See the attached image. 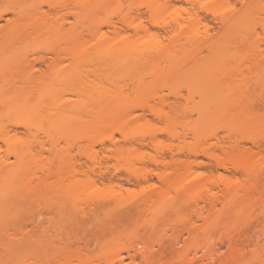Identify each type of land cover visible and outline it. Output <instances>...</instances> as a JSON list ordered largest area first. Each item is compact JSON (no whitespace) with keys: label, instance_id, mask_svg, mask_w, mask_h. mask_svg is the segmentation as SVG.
I'll use <instances>...</instances> for the list:
<instances>
[{"label":"rangeland","instance_id":"obj_1","mask_svg":"<svg viewBox=\"0 0 264 264\" xmlns=\"http://www.w3.org/2000/svg\"><path fill=\"white\" fill-rule=\"evenodd\" d=\"M32 1L44 2L48 0H32ZM142 1L143 2L147 1V3L144 2L145 4H149V2H151L152 4L155 3L159 5L157 9L155 8L153 13H155V16L157 15L156 17L159 18L161 22L164 21V22H168L166 23V25L167 24L168 25L170 24V26L173 25L171 26L172 29L168 25L167 28L168 29L170 28L169 29L171 32V33L169 32L170 35L172 34V32L174 33V31H176L177 34H180V38L178 39L180 42H177L178 44H172L171 40L170 43L167 38L164 39L162 35H166V33L164 32L163 29L160 28L151 29L152 32L154 30V33L159 32V35L162 36L160 37V40H158L157 38L156 39L154 38V40H152L151 36L144 35L145 34L144 32H141V35L143 33L144 37L142 36L138 37V35L136 37L135 36L136 33L134 29L126 28L125 22L123 20L125 19V17L123 18V15L125 16L126 12L132 14L131 15L132 18L130 17L129 19H132L131 21L134 22H139L140 19L138 18H140V16L143 17L146 21H148V19L150 18L152 11L149 10L150 9L149 5L148 6L144 5L145 7L144 6L138 8L136 7ZM226 1L229 2V4ZM240 1L239 0H191L190 2L187 0L186 1L171 0L170 2V0H97L98 5L96 10L92 9L90 11L89 23L91 22L93 24L92 18L93 19L96 18L94 15L95 13L97 19L100 20L99 22L103 23V25H101L100 28L101 32L99 30L98 32L99 35L96 34V37L90 35H88L89 37L87 36L88 41L89 40L90 41L88 43L89 45H87V47L85 48L86 57L83 58V60L85 59L84 62L81 61L82 55L81 54H80L81 56L77 55V53L75 55L67 57L63 61V65H64L63 75L73 71V68L75 69L76 67L78 66L80 67L82 65V67L86 69L85 72H89L87 75L91 80H96L98 78V80H96L98 82L109 81L108 83L111 84L110 81L112 82L118 81V79L114 80L115 79L114 75L116 76L118 73L119 75L117 76L119 78L122 75L127 78L129 77L130 74L135 73V80H139V81L143 80L145 81L144 82L145 85H148L150 83L149 81L152 82L154 78L152 77L153 76V72H152L153 66H151L152 64H154L155 62L156 63L154 66H156L157 64L159 65L161 64V66H158L161 68L163 66L168 67L169 64L176 65V70L177 68H179V70L178 71L175 70L174 74L171 73L172 75L170 76H167L168 73H165L163 75H156L157 77L155 78V80H157L156 83H158V87L162 86L160 84H163V86L165 84L166 86L168 82H170V85L168 84L164 88L159 87L158 91L161 98L165 97L166 98L165 100L172 102L169 104L178 102V104L180 105V106L178 105L179 107L178 112L180 113V115H178V117L176 118V126L174 128H177L176 130L180 132L179 135L181 134L183 135L178 137L179 139L177 138L173 139V137H170L169 134H164L163 132L162 134L160 133L161 135L159 134L158 136L159 139L162 141L160 147H168V148L172 147L174 149L173 152L174 154H172L170 151L169 152L166 151L164 152V154L163 152L160 153L161 154L160 155L159 152L156 151L155 146H153L152 141L154 138L149 133L155 129H161V128L166 129L168 131V129L172 124L169 123V121H167L166 119L164 120L161 119V121L158 120L159 118H157L154 114H152L149 109H146V113L149 111L147 114L145 113V110H143L144 111L143 112L142 109L140 110L137 109L135 113L145 114L146 120H141L139 122L140 125L132 124L131 127H129L126 131L127 133L137 134V135L139 132L140 135L138 136L135 135L136 138L139 140L133 142H127L126 140H124V137H122L123 136L121 135L122 133L121 134H119V132L115 133L116 138L119 139L118 140L119 142H117L116 144L117 146H119L118 148L122 147L123 149V155H122L123 158L120 157L121 158V160L119 161L120 163H117L118 161L113 159L110 160L107 159L106 156L113 155L111 154V152L107 151V149L116 148L115 146L116 144L114 145L113 142H111V140L109 141L107 137H105V141H106L105 144L104 145L101 143L95 144L94 146L95 151L93 152L89 151V155L76 157L77 160L79 161L81 160L80 162L83 163V169L81 170L87 171L88 175L90 174L89 175L90 178L93 177L94 180L93 182L96 183L94 184L92 182L93 185L91 184L92 185L91 189H89V191L87 190L85 193H83L84 191L82 192V190L78 189L79 191H81V194L79 191H76L77 193L76 192L75 193L78 195H75L74 192H71V190H69L71 186H73V185L70 186L71 184L70 180L63 178L64 180L62 182V179H58L55 176L54 178L57 179V182L55 181L56 179L55 180L51 179V182L54 181L56 182L57 185L56 187L55 183L52 184L55 187L54 189L52 188L53 187L52 185H50L51 187L49 186V188H52L50 190V189H43L44 186H40V185L39 186L42 188L37 187L38 186L37 184L36 187L37 189L39 188L37 192L41 190L38 194L42 195L43 198L41 197V199H38L34 203H29L28 200H25L21 202L20 206L18 205L16 207H13L14 206L13 204H15L16 202L11 204V202L13 201L9 199L12 196L20 195L22 197L24 196L27 198L26 195H28L30 191L29 183H27L28 185L26 184L28 180L25 181V183L23 184L24 180L19 181L21 180L19 179V174L13 173V171L15 172V169L18 168L20 165V161L15 155V152H24L27 156L32 158L30 154V151L32 150L33 155L35 157L34 160L37 162L38 161L37 157L40 160L42 156L38 155L37 150H39V146H36V141L33 137V134H37L39 135V138L41 140L47 141L46 143L47 147L53 146L52 142L59 144L61 147L69 146L71 141H69L70 139H66L65 137L68 134H70L69 131L72 132L73 129L77 130V127L75 126V121L71 117L75 113L78 114L80 112L79 110L77 112L76 109L75 111H73V108L76 107L73 105L75 104V102L76 105H78L82 96L73 95V94H66L65 96H59L52 94L53 92L59 90L60 87L59 85L63 81V78L60 79L56 76H55L56 78L54 77L52 79L50 78L47 79V81H49V84L42 86V90L41 88L39 90L37 89L39 94L34 92L33 97L32 96H31L32 98L28 97L27 98L28 100L17 99V101H15L16 99L0 96V220L1 221L4 220V222L5 221L8 222V220L10 219L11 221L10 220L9 221L10 223L11 222L12 223L11 224L6 223V224H10V226L13 227V228H9L8 226L6 227L7 228L6 229L4 227L5 223L0 224L1 227H4L0 229L3 231V232L0 231L2 232L0 235L4 234V237L3 236L0 237L4 238V243H5V245L2 246V244H4L2 242L3 240H1L0 242V244L2 243L0 245L1 246L0 264H16V263L18 264H78V262H80L81 260L82 262L80 264H106L103 261L105 257L112 258L113 264H147L143 260V255L146 253H151L156 258L158 257V259L162 256L160 258L162 260L160 261L165 262V263L163 262L162 264H167V263L221 264L223 258L226 255H228L231 245L226 241L224 242L225 244L223 243L220 245L218 243L219 240L218 237L219 234H221V232L223 234L224 227L222 226L228 224L231 226V230L229 231L231 236L233 235L236 238L241 237V239L245 237L247 240L250 241H252L251 239L256 241L262 239L261 241H263L264 200L260 199L262 198V196L259 199H257L259 197V195H257L258 197L257 198L255 197V199H253L254 201L247 202L245 204L247 205V207H244L245 208L244 211L243 212L241 211L239 215H237L238 213L236 211L235 213L234 210L233 212H230L232 208L234 209V206L231 208L230 211H227L230 213L229 214L225 211L227 206L224 204H226L227 195L225 194L224 188L222 187V189L220 190L214 185L212 187V185H210L211 183L208 185L212 190L214 189L213 191L215 193L216 192L220 193L219 194L221 196L220 202L215 201L216 199L214 198V196L204 191L203 188L204 182L202 179V174H207V175L209 174L212 177H218V173H219L223 175V178L230 177L231 179L232 178L234 179L237 177L241 181H244L246 179L245 178L246 176H244L242 172L237 173V171L234 170V168L233 169L228 168L229 170L223 168L220 169L217 168L215 161L210 157L208 158V156L206 157V155L203 153H199L197 155L190 154L188 149L187 150L185 149L186 151H188V153L187 152L185 154L178 153V148L184 145H186L187 147L189 145L190 146L192 145L197 148L202 144L203 145L205 144V146L208 147L209 143L212 144L213 142H215L217 145L219 141L223 140L222 137L226 138L224 137L225 133L227 134V132L230 129L234 130L235 132L237 129H239V126L242 124L241 120L240 119L238 120V118L237 119L234 118L235 121L234 120L226 121V119L229 120L228 119L229 117L225 119V117L220 115L223 117L222 120L220 119L222 117H220L219 114L216 113L217 115H213L212 114L213 112L210 113L209 109H206L207 108L206 106H208L209 108L208 101L210 100L209 96L211 93L210 91L208 92V94L206 93V90L209 89L207 87H210V85L207 86L208 83L211 84L213 81H216L223 75L224 76L226 75L227 78H229L230 80L227 78H225V80L227 79L230 82H232L230 85H232L234 88L236 86L235 89H240L241 85L243 84L245 85V82L247 83L245 86L249 85V83H255L256 86L258 87V88L255 87L254 86L255 84H253V86L255 87L254 91L256 89V92L257 91L259 92L261 90L259 87H261L262 85L264 86V40H263L264 25H262L263 27L260 26L261 25L260 23L264 24V13L263 12L260 14L257 13L258 20L256 21L257 22L261 21V22L259 23L256 32L252 30L251 27H250L251 30H249L248 29L249 24H254V22L251 23L248 19H242L241 21H237L236 19L235 21V17L236 15H238L234 11L236 9L235 7H237L240 10L244 9V5L242 6L241 4L243 0L241 2ZM261 1L263 2L264 0ZM129 2L133 4V7L131 9L129 6H126L127 3ZM120 3H123V5L125 6L121 7ZM205 6L207 8H205ZM42 7L44 9H48L47 5H43ZM203 7L208 11L211 10L212 13L207 12V10H205ZM3 8H4L3 5H0V10H3ZM214 13H217L219 16L216 15L215 17ZM197 15L198 18L201 16L200 17L201 21L197 18ZM225 16L230 18L231 23L237 24L234 26L236 27V29L232 30V32L234 34H239L240 37L238 36L239 38L238 41H240V43L237 44L238 41L236 42L235 40L233 41L231 39L232 41H229V43L231 42L229 46H224L226 42L224 43L223 46H221L222 44L220 43L221 45H219V42H217L216 34H218L219 32L221 28L220 24H222L220 22H222V18ZM15 17H17V15L13 12L9 11L5 13L4 19L0 20V26L2 27V30H6L9 21ZM110 17L113 18L112 19L113 22L118 27L121 33L123 34L126 33L127 35H129V37L130 35L132 36L128 39L126 38L127 40L123 37L124 42L120 38L116 41L117 44L114 47L124 51L123 52L124 54L121 55L120 58L115 57V55L108 54L111 44H107L109 43L108 40L106 41V39L105 40L102 39L104 38L103 37L104 34L108 36H114V34L111 33L112 32L111 30L112 29L114 30V28L104 24V22H106L107 19L111 20ZM121 19L123 20V22ZM74 20H75L74 17L71 16L70 21L73 22ZM204 22L208 23L210 26L209 27L207 25L209 27L208 29L209 33H207L206 31L205 25L203 26ZM92 24L89 25L91 26ZM255 24L257 26L256 22ZM67 26H69V23L67 24ZM255 33L262 35V38H259L261 39L260 41L259 39H257L258 41L257 40L255 41L257 45L253 44L254 43L253 39L254 40L256 39V35H254ZM100 34H101V39L99 38ZM188 34L194 35L195 37L197 36L196 37L197 39H202L203 36L205 37L206 34L207 35L209 34L215 38H211L210 36V38L208 39L209 41L207 43L217 42L218 45L213 44L210 46L209 44L207 45V47L205 45H203V47H201L202 45L197 47L195 45L194 46L187 45L185 35ZM241 34L245 36L241 38L242 37ZM245 37L247 38L246 41L247 44H245L246 43ZM97 38H99V40ZM204 39L203 41H206ZM94 40L98 41V43L96 45L94 44L93 46L91 42H93ZM242 41H244L245 43L243 44ZM170 44L172 45L170 46ZM226 44L228 45V43ZM17 45L19 49L23 50L22 54L23 53L25 54L26 52L27 54L32 53L33 55L31 54H30L31 56L28 55L31 57V59L32 57H39L43 55L46 56L47 58H51L50 60H52V58L55 57V55L53 51L51 50L48 51V49H56L57 46L58 47L60 46L58 45V42H56V40L47 39L46 36L35 37L30 40L28 39L27 41L25 40ZM65 46H67V44H63V47ZM194 47H196V49L203 48L202 49L203 52L201 53V55L197 57L186 59L185 58L186 51H189V49L192 50V48ZM220 49L221 51L223 50L225 51H223V53H220L219 51V55L216 54L217 50ZM93 50H97V51L93 52ZM142 50L152 51V52L155 51L162 52L163 58L161 59L155 58L153 60L156 61L150 60L151 63L147 61L146 63H143L144 66L143 65L140 66L138 65L141 64L138 55L141 53L140 51ZM167 51L171 53H175L176 58L171 57L172 58L171 59L167 57L166 56V54L168 53ZM183 51H185V54H183L184 53ZM183 57L185 59H183ZM173 60L178 61V63L175 64L176 62ZM49 62L50 61L47 60L46 62H43L41 64L38 63L37 67L42 70H46L47 64H49ZM77 62L79 63V65L77 64ZM179 62H181V64ZM166 63H168V65H166ZM135 65H136V69L133 72H131ZM145 65L146 66L149 65L150 69L152 68V70H150L152 73L149 71V73L152 76H150V74H148L147 76L144 75L143 72H145V70L148 69V66L146 68ZM12 66L13 64L11 63L0 61V85L2 84L4 78L9 77L10 73H8L9 72L8 69H11ZM96 66H98V68H96ZM101 66L105 68L104 69L102 68L101 70L102 74L101 73L100 74L103 75V73H106L105 75L107 76L109 73H110L109 75H111V73H114V75L111 76V78L112 77L114 78L113 80H111L110 77L109 80L107 77L105 79L104 77H97L96 75H94L97 72H98L97 75L99 74V72H101L99 71ZM119 66L122 68V70L121 68L117 69V67ZM233 66L235 68L238 67V69L236 68L237 70H235L236 71L235 73L234 71L231 72L232 77H229L228 70L230 71V68H232ZM123 67L127 69L125 70V68ZM143 67L146 69L144 70ZM161 68H157V69L160 70ZM250 68H252L253 70H250ZM89 69L90 71L92 69L93 70L99 69V70H97V72L92 73L90 71H87ZM35 73L36 75H39L40 72L36 71ZM95 76L97 78H95ZM125 77L122 78L126 79ZM99 78L101 79V81ZM89 79L87 78V80ZM128 79H126L127 82L129 81ZM165 81L167 83H165ZM104 82L103 84H105ZM108 83H106L107 86H109ZM239 83H243V84L239 85ZM128 84L130 85L129 87H131V89L128 88V90L130 89L131 92H129L130 90L129 91L126 90L125 93L127 95L134 96L135 94L132 93L133 85H131L132 83H128ZM198 85L202 86L200 87L201 89L198 88ZM251 86L252 84H250V86L248 87L251 88ZM263 86L262 88H264ZM203 89H205L204 90L205 92L203 91ZM220 89L222 90V88H218L217 91L215 89L214 92H218ZM201 90L203 91V93ZM127 91L129 93H127ZM225 91L223 90L224 93H226ZM263 91L264 89H262V92ZM201 93L203 94V96ZM216 94L218 95V93ZM221 94L223 97L224 95L222 92ZM34 96H36L35 99ZM213 96L216 95L213 94ZM219 96L220 94L216 97L217 99L220 100ZM85 97L86 95L83 96V98ZM160 97L156 98V100H158L159 103L160 100L158 98ZM203 97L204 98L206 97L205 101L207 100V102L203 101L204 100ZM189 98H191V100L188 101ZM62 99H64V101L62 103H59V100L61 102ZM213 99L214 98H212L210 102ZM77 100H79V102H77ZM215 104L217 105L218 103L216 102ZM159 106H161V103L159 104ZM163 110H165L167 113H169L170 111H171L170 113H172V110H170L169 106H166V108H164ZM84 111L81 112L83 113ZM86 111L85 113H88ZM152 115L155 116L156 118L153 117ZM68 116H71L70 117L71 119ZM213 116L214 117L217 116V117H215L214 119ZM203 117H205L204 120H202ZM216 118L217 119L219 118L220 120L219 119L217 120ZM258 121L260 122V120ZM259 122L257 123L259 124ZM262 122L264 123L263 120ZM262 122L260 124H262ZM244 126L245 124L241 126L242 130L243 128L245 129L248 128ZM171 127L173 128V126ZM250 127L252 130H255V128H252V126ZM258 127L256 128L258 129ZM203 128L205 129L207 128V130L210 133L213 132L210 134L208 131H205V134L207 135L209 134L212 137H208L209 135L205 137L203 135L204 134V131L202 130ZM194 130H196V132ZM192 131L194 133H192ZM233 134H234L233 137L240 138L239 134L236 133ZM217 136L218 137L220 136L219 138L221 139L216 138ZM142 141L148 144L143 145ZM72 143L74 144L73 141ZM75 143L77 144V142ZM78 143L82 145H86L89 144L90 142L80 141ZM226 144L228 146L230 145V142L227 141ZM243 145H245L244 147L247 146L248 148L251 147L249 148L251 150L255 149L256 152L254 151V154L257 153L259 150L250 141L243 143ZM227 146L226 149L224 147L225 151L227 150V152L228 151L237 152L235 148L229 149L230 146L228 147ZM213 148L215 149V153L218 152V154L220 155L224 154V151H222L221 149L219 148L217 149L216 147L212 146L213 151H214ZM76 150L77 149L75 147L74 151L77 152ZM75 152L74 154H76ZM221 152L223 154H221ZM262 153H263L262 155L264 156V150H262ZM93 154L94 156L96 155V159L98 160V161L96 160L95 163L91 160L92 157L91 155ZM155 155L156 157H158L167 164L160 165L159 167H157V165H155L149 160L151 156H155ZM43 156H50V153L47 151L43 154ZM192 160H195L196 163L204 162V165H191L189 162ZM189 165H191L190 168ZM94 166H96L95 169ZM114 167L119 168L120 171H117L116 168ZM124 167L127 169L128 168L136 169L142 172H144L145 170H149V171L154 170V171H159V173L161 172L166 173V171H168L167 173H169L168 178L170 181L175 183L178 180L179 183H181V185H184L185 187L194 185L199 189L196 190V192L199 193L198 195L197 193L194 194L193 197L195 198H193L194 201L192 202H190V200H192L191 196L185 195L183 193L177 194L174 190H171V194L169 196L162 198L164 200H162L161 196L156 193L152 195L150 194L147 197L146 195H143L141 191L142 189L141 187L156 184L157 186L164 188L165 186L163 185V183L155 175L154 176L149 175L148 181H141V185H139L136 179L132 178L127 174ZM41 174L42 172L41 170H39L37 172V175L41 176ZM95 176L97 179L95 178ZM130 177L131 180L133 181V184H129L127 182V179ZM75 178L85 179V176H83V174L80 175L78 174L75 175ZM38 181L39 180H36L35 183ZM66 181L69 182L67 183ZM111 185L116 186L114 191L108 190V188ZM117 185L121 186V188H119ZM155 192L157 191L155 190ZM205 192L207 193V195L209 194L210 196H207L206 194H204V196L201 195V193H205ZM84 194L87 195L89 198ZM12 198L14 199V197ZM80 198L84 199L85 201L83 200L81 201ZM86 199H89L90 202L89 201L88 202L90 205L88 206L87 209V214L89 216L88 217L89 219L87 220L88 221L87 226H85L87 228V231L85 232L84 230L86 229L85 227H83V229L77 228L76 224L74 225L72 222L69 221L71 220V218L80 219V213L78 207L81 208L80 205L84 206V204L86 203L83 204V202H87ZM263 199H264V195H263ZM88 202L86 205H88ZM53 204L54 206L57 205L56 207L58 209L56 208L54 209ZM15 205H17V203ZM58 211L60 212L62 211V212L60 213ZM24 214H26L25 215L26 217L24 216ZM17 215H19V217L21 215L23 219L21 217L19 219ZM31 218L33 220H31ZM20 221L22 223H20ZM23 221L25 222L28 221L27 223L28 225ZM19 224H21L22 226H18ZM221 224L222 226H220ZM16 226H18L19 228V230L18 229L16 230L17 232H15ZM41 226L43 228L45 227L44 228L45 231L47 230L46 232L47 234L44 235L45 233L44 232L41 234V236L44 235L45 237L47 235L48 237L45 238L48 239L49 244L44 248H42V250L39 249L38 253L36 249L34 250L36 251L35 253L34 252L31 253L30 250L32 248L29 247H33V245L30 244L31 246H29V243L25 240L22 241L19 240L24 245L21 246L22 243L21 242H20L21 244L18 243L20 244L18 246L19 249L18 247L17 249L11 247L14 244L11 243L14 241L13 239H15L12 237L13 234L14 236L16 235L17 237L19 236L18 238L24 239L27 237L28 239L27 235L29 233L27 234L25 233V231L27 230L28 232H30L32 230L30 234H37L35 232H39L40 230L43 229V228L40 229ZM34 227L35 228L38 227L39 230L38 228L35 229ZM22 229L25 230L22 231ZM22 233L23 234L25 233L24 235L26 237H24ZM40 233L41 232H39V235ZM19 234L22 235L24 238L20 237ZM6 236L7 237L9 236L8 238H10L7 239L8 241H5ZM77 237L78 239L79 238L80 239L78 240ZM19 241L15 240L14 242H19ZM6 246L8 248H6ZM15 246L17 245L15 244ZM256 247H257L256 245H251L247 247V249L245 248L246 252L244 258H241V260L239 259L240 262L228 263V264H259V260L257 259L258 254L256 253L260 252V254H262L263 251L261 250L259 252H255L254 253L256 254L255 255L256 258H255L253 252L257 250ZM3 248L6 250L8 249L13 250L14 248L17 255L15 253L13 254L11 250H9L10 251L9 253ZM28 248L30 250H28ZM23 249L26 250L24 251ZM77 255L80 256L79 257L81 259L80 261H78L79 259L76 258L78 257ZM158 259L157 260L155 259V263L158 262Z\"/></svg>","mask_w":264,"mask_h":264},{"label":"bare ground","instance_id":"obj_2","mask_svg":"<svg viewBox=\"0 0 264 264\" xmlns=\"http://www.w3.org/2000/svg\"><path fill=\"white\" fill-rule=\"evenodd\" d=\"M187 1L191 2V0H187ZM243 1L241 2V4H242V6L244 5V9L240 10L237 7H235L236 9L234 11L236 14H238L235 17V21H236V19H237V21H241L242 19H248L251 23L254 22V24H249L248 29L249 30L252 29L256 32V29H257L259 23L261 22V21H259V22L256 21V20H258L257 15L262 13V12L264 13V1L263 2L261 0H246L244 2ZM144 2L147 3V1H144ZM144 2L142 1L139 5L136 4L137 5L136 7L138 8V7H142L144 5H147V6L149 5V8H150L149 10H151L152 13H151L148 21H146L141 16H140V18H138V19H140L139 22L131 21L132 19H129V18L131 17L132 14L126 12V14L124 13L125 16L123 15V18L125 17V19H123V20L125 22L126 28L127 29L128 28L134 29V31L136 33V35H135L136 37H137V35H138V37H140V36L144 37L143 33L141 35V32H144L145 33L144 35H147V36L150 35L152 40H154V38L155 39L157 38L158 40H160V37L163 36L164 39L167 38L169 42L171 40L172 44H178L177 42H180L178 40L180 38V34H177L176 31H174V30H173L174 33L172 32L171 35L169 34V32H170L169 29L173 25L170 26V24L169 25L167 24L168 26H170V28L168 29L167 28L168 26L166 25V23H168V22H164V21H163L164 23L161 22V20L156 17L157 15L155 16V13H153L155 8L157 9L159 7V5H157L155 3L152 4L151 2H149V4H145ZM170 2H171V0H170ZM227 3L229 4V2H227ZM120 4H121V7L125 6V5H123V3H120ZM0 5H3V7H4L3 10H0V20L4 19V14L9 12V11L13 12L17 15V17H15L9 21V24H8L6 30H2V27L0 26V61L13 64L12 68L8 69L9 72L7 71L8 73H10L9 77L4 78V80L2 81V84L0 85V96L16 99L15 101H17V99H27L28 97L32 98L34 92L39 94L38 90L40 88L42 90V86L49 84V81H47V79H49V78L52 79L55 76L60 78V79L63 78V81L59 85L60 86L59 90L53 92L52 94L59 95V96H65L66 94H73V95L82 96L81 100L79 99L80 102H79V100H77V102H79V104L77 103L78 105H76V102H75V104L73 105V106H76L73 108V111H75V109H76L77 112H78V110L80 112L78 114L75 113L74 114L75 116L74 115L73 116L71 115L72 117L68 116L69 118L71 117L75 121V126L77 127V130L73 129L72 132L69 131L70 134H68L65 137L66 139H70L69 141H71L69 146L61 147L59 144L52 142L53 146L47 147L46 146L47 141L41 140L39 138V135L33 134V137L36 141V146H39V150H37L38 155L42 156V158H40V160H39V158L37 157L38 161L36 162L34 160L35 157L33 155L32 150L30 151L32 158L27 156L24 152H15V155L17 156L18 160L20 161V165L18 168L15 169V172L13 171V173L19 174V179H21V180H19V179L18 180L19 181L24 180L23 184L25 183V181L28 180L26 182V184L29 183L30 191H29L28 195H26L27 198L24 196L22 197L20 195L12 196V197H14V199L12 197H11L12 199L11 198L9 199V200L13 201V202L10 201L11 204H13L15 202L17 203V205H15L16 203L13 204L14 205L13 207H16L18 205L20 206L21 202L25 201V200H28L29 203H34L38 199H41L42 195L38 194L41 190H39V192H37V190L39 189V188L37 189V187L44 186L43 189H50V190L52 188L54 189L55 187L52 184L55 183V185H56V182H57L56 178L62 179V182L65 178L70 180L71 184L70 183L69 184H70V186L71 185H73V186H71V188L69 187L70 188L69 190H71V192H74L75 195H78V194H76L77 193L76 191H79L78 189L82 190V192L84 191L83 193H85L87 190L89 191V189H91V186L94 183L93 177H91L92 178L91 179L89 176L90 174L88 175L87 171L81 170V169H83V163L80 162L81 160L80 161L77 160L76 157L87 156V155H89V151L90 152L95 151V149H94L95 144L101 143L104 145L106 142L105 137H107L109 139V141L111 140V142H113V144L115 145L117 142H119L118 141L119 139H117L115 136L116 132H119V134L122 133L121 134V135H123L122 137H124V140H126L127 142L138 141L139 139H137L136 136L140 135L139 132L137 135V134L127 133V131H126L129 127H131L132 124L133 125L134 124L140 125L139 122L141 120H146L145 114H136L135 113V111L137 109H139V110L142 109V111L145 110V113H146V109H149L152 114H154L157 118H159L158 120L161 121V119L162 120L166 119L167 121H169V123L172 124L171 126H173V128L170 126L171 129L169 128L168 131L166 129L161 128V129H155V130L151 131L149 134H151V136L154 138L152 141V144H153V146H155V149L157 152H159V154L162 152L164 154V152H166V151H168V152L170 151L172 154H174L173 153L174 149L172 147H169V148L168 147H160V144L162 143V141L159 139L158 136L160 133L162 134V132L164 134H169V136L173 137V139H176V138L179 139L178 137L183 135V134L179 135L180 132L176 130L177 128H174L176 126V118L178 117V115H180V113L178 112V108H179L178 105L179 104H178V102L173 103V104H169L172 102L165 100L166 99L165 97L164 98L160 97L158 88L159 87L164 88L168 84L170 85V82H168V84L166 86H165V84H164V86H163V84H160L162 86L158 87V83H156L157 80H155V78L157 77L156 75H163L165 73H168L167 76L172 75L171 73L174 74V72L176 70V65L171 64L172 65L171 66L169 64L170 65L169 66L168 63H166V65H168V67H165L162 65L163 67L161 68V67H158V66H161V64L160 65L157 64L156 66H154L156 62L155 63L153 62L154 64L151 65V66H153V70H152V68L150 69L149 65H147L148 69H146L147 66L145 65L146 68L143 67L144 70L146 69L145 72H143L144 75L147 76L148 74H150L149 71L152 70L153 76L151 74H150V76L154 77L153 80H155V81L152 80V82L149 81L150 83L148 85H145V83H144L145 81H143V80L142 81L141 80L140 81L135 80V73L130 74L129 77H127V78L123 75L120 76V78H119L117 76V75H119V73L116 76L114 75V73H111V75H109L110 74L109 73L107 76L105 75L106 73H103V75H101L102 74V71H101L102 68L103 69L105 68L102 66H101V68L99 67L100 70L97 69V70L101 71V72H99L98 75H97V73H98L97 70L92 69L90 71V69H89L87 71H90L92 73L97 72L94 75H96L97 77H104L105 79H106V77L109 79V77L111 78V76L114 75L115 79L112 77L111 80H113V79L117 80L118 79V81H115V82L110 81L111 84H109L108 83L109 81L104 82L102 80L105 84L108 83L109 86H107V84L105 85V84H103V82L96 81V80H98V78L96 76H95V78H97L96 80H91V79H89V76L87 75L89 72H85L86 69L84 67H82V65L80 67L79 66L76 67L75 69L73 68V71L69 72L68 74L63 75V69H64L63 61L67 57L75 55L77 53V55H80V54L82 55V56L80 55L82 57V58L81 57L80 58H81V61L84 62L85 59L83 60V58L86 57V49L85 48L87 47V45H89L88 43L90 41V40L88 41V37H89L88 35L94 36V37H96V34L99 35L98 32L101 28V25H103V23L99 22L100 20L97 19V16L95 13H94V15L96 18H94V19L92 18L93 24L91 22L89 23L90 11L92 9L96 10L97 5H98L97 0H48V1H44V2H37V1H32V0H0ZM43 5H47L48 9H44L42 7ZM126 6H129L131 9L133 7V4H131L129 2V3H127ZM205 8H207V7L205 6ZM233 9H234V7H233ZM205 10H207V9H205ZM236 10H237V12H236ZM186 11H188V10H186ZM207 12L212 13L211 10H209V11L207 10ZM217 13H214L215 15L214 14L213 15L216 17V15H218ZM71 16H73L75 19L73 22L70 21ZM200 17L198 18V15H197V18L199 20H200ZM112 19L113 18H111V20L107 19V21L104 22V24H106L109 27L114 28V30L113 29L111 30L112 32L110 31L111 33L114 34V36H108V35L104 34L103 35L104 38H102V39H104V40L106 39V41L108 40L109 43H107V42L106 43L111 44L110 45L111 47L109 48V51H108L109 53L108 52H106V53L111 54V55H115V57L120 58L121 55L124 54L123 53L124 51L119 50L116 47H114L117 44L116 41L120 38L124 42L123 37L125 39L126 38L128 39L132 36L130 35V37H129V35H127L126 33H125L126 35L121 33ZM123 20H122V22H123ZM255 22L257 23V26H256ZM68 23H69V26H67ZM220 23H222V24H220V27H221L219 30L220 33L218 32V34H216L217 36L215 35L217 42H219V45L222 44L221 46H223L224 43L226 42V43H228V45L225 43L224 46H229L231 43V42L229 43V41H232V40L233 41L235 40L237 42L239 40V38H238L239 34H234L232 32V30L236 29V27H234V26L237 24L231 23L230 18L226 17V16L222 18V22H220ZM89 24H92V25L90 26ZM260 24H261L260 26L263 27L262 25H264V24H262V23H260ZM204 25H205L207 33H209V31H208V29L210 27L209 24L204 22L203 26ZM250 27H251V29H250ZM153 28L163 29L164 32L166 33V35L160 36L159 32L154 33V30L152 32L151 29H153ZM263 29H264V27H263ZM124 30H126V29H124ZM100 32H101V30H100ZM254 35H256V39L255 40L253 39V42H254L253 44L257 45L255 43V41L259 38H262V35H259L258 33L257 34L255 33ZM254 35H252V36H254ZM41 36H43V37L46 36L47 39H54V40H56V42H58V45H60L59 47L57 46L56 49H48V51L49 50L53 51V53L55 55V57H53L52 60H50L51 58H47L46 56H43V55L39 56V57H32V59H31L30 56L33 55L32 53H30L31 54L30 55V54H27V52H26L25 54L23 53L24 54L23 55L22 54L23 50L19 49L17 47L18 46L17 44H20L25 40L27 41L28 39L30 40V39H33L35 37H41ZM185 36H186V44L190 45V46L195 45L197 47V46L202 45L201 47H203V45H205L207 47V45H209V44H210V46L213 44L218 45L217 42L207 43L209 41L208 39L211 36L209 34L208 35L206 34L205 37L203 36L202 39H197L196 38L197 36L195 37L194 35H191V34H188ZM241 36H242L241 38H243L245 35L241 34ZM99 38L101 39V34H100ZM99 38H97V39L99 40ZM211 38H215V37L211 36ZM250 38H251V36H250ZM263 38H264V33H263ZM203 39L206 41H203ZM260 40L261 39H259V41ZM246 41H247V38H246L245 42ZM242 42H243V44L245 43L244 41H242ZM59 43H61V44H59ZM91 43L94 46V44L96 45L98 43V41L94 40ZM238 43H240V41H238L237 44ZM63 44H67V46H70V47H67V46L63 47ZM172 44H170V46ZM245 44H247V42ZM173 46H175V45H173ZM196 47L192 48V50L189 49V51L185 50L186 54H185V51H183L184 52L183 54H185L186 59H188V58L190 59V58L197 57V56L201 55V53L203 52V50H202L203 48L198 47L199 49H196ZM260 50H261V48H260ZM95 51H97V50H93V52H95ZM142 51H140L141 53L138 55L140 58V63H141L138 65H140V66L143 65V63H146L147 61L150 62V60L152 61L155 58H158V59L163 58L162 52H156V51L152 52V51H144V50H142ZM219 51H220V53H223V51H225V50H223V51H221V49L217 50L216 54L219 55ZM28 55H30V56H28ZM166 56L169 58H171V57L174 58L176 56V54L168 52L166 54ZM185 58L183 57V59H185ZM47 60H49L50 62H49V64H47L46 70H42V69L37 67L38 63L41 64L43 62H46ZM176 60H173L176 62L175 64L178 63V61H176ZM153 61H156V60H153ZM83 62H80V63H83ZM179 63L181 64V62H179ZM77 64L79 65L78 62H77ZM247 67H246V69H247ZM96 68H98V66H96ZM118 68L120 69L121 67L119 66V67H117V69ZM123 68H125V67H123ZM157 68H161V69L158 70ZM236 68L238 69V67H236ZM236 68L233 66L232 68H230V71L228 70L229 77H232L231 72H233V71H234V73L236 72L235 71V70H237ZM254 68H255V66H254ZM87 69H88V66H87ZM126 69L127 68H125V70ZM135 69H136V65L133 67L131 72H133ZM121 70H122V68H121ZM178 70H179V68H177L176 71H178ZM250 70H253V69L250 68ZM36 71L40 72L39 75H36V73H35ZM255 71H256V69H255ZM234 73H232V74H234ZM99 75H101V76H99ZM223 76L219 78L220 81H219V79H217L218 78L217 77L216 81H213L211 84L208 83L207 86H209V85H210V87L213 86L212 87L213 89L206 86L207 88H209L208 90H206L207 94L210 91L212 93V96H213V94L216 96H218L220 94V96H221V97L219 96V98H220V100H219V99H217L216 96L212 97L211 93H210V96L209 95L208 96H209L210 100L212 98H214L212 100L214 102H212V101L210 102V100H209L208 101L209 102L208 103L209 108H208V106H206L207 107L206 109H209L210 113L213 112L212 113L213 115L219 114V116L222 115L223 117H225V119L229 117L228 118L229 120L226 119V121L234 120V118L235 119L238 118V120L240 119L242 124L239 126V129H237L238 131L236 130L234 132V130L230 129L228 131L229 133L227 132V134L225 133V135H224V137H226V138L222 137L223 140L219 141V143L217 142L218 143L217 145L215 142H213L212 144L209 143L208 147L205 146V144L204 145L202 144L198 148L195 146H192V145L191 146L189 145L188 147L186 145H184V146H180L178 148V153L185 154L186 152L188 153V151L190 154H194V155H197L199 153H203L206 155V157L208 156V158L210 157L215 161L217 168H219V169L223 168L226 170L228 168L229 169L234 168V170H236L237 173L242 172L244 174V176H246L245 177L246 179L244 181H241L237 177L234 179L233 178L231 179L230 177H224L223 178V175H221L219 173H218V177H212L209 174H208L209 176L207 174H202V179L204 182V184H203L204 191H206L210 195L214 196V198L216 199L215 201L220 202V197H221L219 195L220 193H217V192L215 193L213 191L214 189L212 190L208 185L211 183L210 185H212V187L214 185L220 190L223 187L225 190V194L227 195V196L225 195L226 196V204H224V205L227 206L226 209L224 208L225 211L226 212L230 211L231 208L234 206V209L232 208V210L230 212H233V210H234V212L236 211L238 213L237 215H239V213H241V211L242 212L244 211V209H245L244 207H247V205H245V204L247 202L254 201L253 199H255V197L256 198L258 197L257 195H259V197L257 199H259L262 196V198H260V199L264 200L263 199V195H264V160L263 159H264V156L262 155L263 154L262 150H264V123L262 122V120L264 121V91L262 92V89H264V88H262V86H263L262 85L261 87H259L261 90L259 92L258 91L256 92V89L254 91V88L257 87L255 83H249V85L245 86L247 84L245 82V85L243 83H239V85L243 84V85H241V87H243V88L240 87V89H235L236 88L235 85H234L235 88L232 85H230L232 83L229 81L230 79L227 78L226 75L224 76V78H223ZM86 77L90 81L87 80ZM116 77H118V78H116ZM122 77H125L126 79L129 78L128 80L130 82L129 81L127 82V80L123 79ZM121 78H122V80H121ZM225 78H227L229 80H227V79L225 80ZM100 81H101V79H100ZM128 83H132L131 85H133L132 86V88H133L132 93L135 94L134 96L133 95L130 96V95H127L125 93L126 90H128V88L131 89V87H129L130 85ZM165 83H167V82L165 81ZM250 84H252V86H251L252 91H251V88L248 87V86H250ZM253 84H255L254 85L255 87L253 86ZM191 87H193V86H191ZM200 87H202V86L198 85V88H200ZM217 87L222 88V90L220 89L218 92H214L215 89L217 91V89H218ZM193 88H195V87H193ZM35 90H37V91H35ZM204 90L205 89H203V91ZM223 90L224 91L226 90L225 91L226 93H224ZM128 91H127V93L131 92V90L129 92ZM203 91H202V93H203ZM221 92L224 95L223 97H222ZM198 93H200V92H198ZM216 93H218V95ZM84 95H86L85 98H83ZM202 96H203V94H202ZM202 96H201V98H202ZM35 97L36 96H34V99H35ZM157 97L161 98V99L158 98L160 100L161 106H159V104H160L159 101L156 100ZM191 98H189L188 101L191 100ZM205 98L203 101H205ZM215 98H216V100H215ZM29 100H31V99H29ZM60 100H59V103H62L64 101V99H62L61 102H60ZM228 100H229V102H228ZM226 101H227V103H226ZM205 102H207V100ZM216 102L218 103L217 105L215 104ZM170 105H172V106H170ZM204 105H203V108H204ZM213 105H214V107H213ZM166 106L170 107V110H172V113H170L171 111L169 113H167L165 110H163L164 108H166ZM211 108H212V111H211ZM84 110L85 111L87 110L86 112H88V113H85ZM81 111H84L83 112L84 114ZM162 111H164V112H162ZM204 111H205V109H204ZM155 116H153V117H155ZM222 116H220V117H222ZM215 117H217V116H215ZM215 117H214V119H215ZM223 117L220 119L223 120ZM204 118L205 117H203L202 120H204ZM230 118H233V119H230ZM258 120H260V122ZM71 122H72V120H71ZM257 122H259V124ZM261 122H262V124H260ZM244 124L250 130L248 128H246V129L243 128V130H242L241 126H243ZM71 125H72V123H71ZM73 125H74V123H73ZM258 125H259V127H258ZM250 126H252V128H255V130H252ZM256 127H258V129ZM194 129H195V127H194ZM204 129L205 128L202 129L204 131L203 135L206 137L209 134L208 135L205 134V131H208V130H207V128L205 130ZM247 129H248V131H247ZM194 131L196 132V130H194ZM192 133H194V132L192 131ZM211 133H213V132H211ZM233 133L239 134L240 138L233 137V135H234ZM208 137H212V136L209 135ZM219 137L217 136L216 138L221 139ZM183 139H184V137H183ZM48 140H50V139H48ZM72 141L74 142V144L72 143ZM80 141H87L90 143L86 144V145H82V144L78 143ZM227 141L230 142V145H228V146H230L229 149L235 148L237 150V152H235V151H228L227 152V150L225 151L226 146H227V144H226ZM244 141L245 142H247V141L252 142V144L255 147H257V149H259L257 152L258 154L257 153H255L256 155L254 154V151L256 152L255 149L251 150V149H249L251 147H249V148H248V146L244 147L245 146V145H243V143H245ZM75 142H77V144ZM233 143H234V145H233ZM142 144L147 145L148 143L142 141ZM115 146H116V148H114V149L106 147V148H108L107 151H109V152H111V154H113L112 156L110 155V156H106V157L108 160L113 159V160L118 161L117 163H120L119 161L121 160V158H123L122 157L123 149H122V147L118 148L119 146H117V144ZM212 146L216 147L217 149L218 148L221 149L222 151H224V154L222 152H221V154H223V155L218 154V152L215 153V149L213 148L214 149V151H213ZM75 147L77 149L76 150L77 152L74 151ZM224 147H225V149H224ZM161 148H163V149H161ZM166 149H168V150H166ZM185 149L186 150L188 149V151H186ZM47 151L50 153V156H43V154ZM74 152L76 154H74ZM94 154L91 155L92 156L91 160L95 163L97 159H96V155L94 156ZM118 158H120V159H118ZM149 160L152 163H154L155 165H157V167H159L160 165L167 164V163L163 162L161 159H159L158 157H156V155L151 156ZM189 163L191 165H204V162L196 163L195 160H192ZM191 165H189V168ZM205 165H207V164H205ZM96 166H94V169ZM114 168H116V167H114ZM121 168H123V167H121ZM124 169L126 170V172L129 176L136 179V181L139 185H141V181H148L149 175H151V176L155 175L163 183V185L165 186L164 188L157 186L156 184L141 187L142 188L141 191H142L143 195H146L147 197L150 194L152 195V194L156 193V194L160 195L161 199H162L166 196H169L171 194V190H174L177 194L183 193L185 195L191 196L192 200H190V202L194 201L193 198H195V197H193V196H194V194L197 193L196 190L198 188L194 185H190L189 187L188 186L185 187L184 185H181V183H179L178 180L175 182L176 184L173 183L168 178V174H169V173H167L168 171H166V173H162V172L159 173V171H154V170H150V171L145 170L144 172H142V171L132 169V168L127 169L124 167ZM39 170H41V172H42L41 176L37 175V172ZM116 170L120 171L119 168H116ZM117 171H116V173H117ZM78 174L79 175L83 174V176H85V179H80V178L76 179L75 175H78ZM24 176H26V177H24ZM55 176H56V178H54ZM92 176H93V174H92ZM131 177L127 179V182L129 184H133ZM95 178H96V176H95ZM51 179L52 180L56 179L55 180L56 182H54V181L51 182ZM36 180H39V181L35 183ZM37 184H38V186H37ZM94 184H96V183H94ZM50 185H52L53 187L49 188ZM221 185H223V186H221ZM117 186L119 188H121V186H119V185H117ZM56 187H57V185H56ZM115 187L116 186L111 185L108 188V190L114 191ZM40 188H42V187H40ZM75 188H77V189H75ZM35 190H36V193H35ZM155 190L157 192H155ZM31 192H34V193H31ZM79 192L81 194V191H79ZM148 192H151V193H148ZM206 192L201 193V195H203V196H204V194L207 195ZM198 193H197V195H198ZM209 194L207 196H210ZM197 195H196V197H197ZM80 196H82V195H80ZM85 196H87V195H85ZM78 198H79V196H78ZM80 200L85 201L82 198H80ZM86 200H87V202L89 201V199H86ZM162 200H164V199H162ZM87 202H83V204L84 203L87 204ZM89 202H88V205L84 204V206L80 205L81 208L78 207V210L80 213V219L71 218L72 221L71 220L69 221V222H72L74 225L76 224L77 228L83 229V227L87 226V222H88L87 220L89 219L88 218L89 216L87 214V209H88V206L90 205ZM261 202H263V201H261ZM53 206H54V204H53ZM56 206L57 205L54 206V209L55 208L58 209ZM229 206H231V207H229ZM58 212H60V211H58ZM227 213H229V212H227ZM26 214H24V216ZM17 216L19 217V215H17ZM20 217H21V215H20ZM20 217H19V219H20ZM9 220H8V222H6V221L4 222V220L3 221L0 220V224L5 223L4 224L5 228L8 226H9V228H13L10 226V224L12 222L10 223L11 220L10 221ZM31 220H33V219L31 218ZM21 221H20V223H22ZM23 222H25V221H23ZM6 223H10V224H6ZM25 223L27 224L28 221ZM31 223H32V221H31ZM16 224H17V222H16ZM42 225H44V224H42ZM18 226H22V225L19 224ZM18 226H16L15 232H17L16 231L17 229L19 230ZM37 226H38V224H37ZM220 226H222V224ZM4 227H1L0 229H2ZM27 227H30V226H27ZM222 227H224L223 228L224 231L222 230L223 234H222V232H221V234H219L218 243L221 245L226 241L227 243H229L231 245V248L229 250L228 255H226L223 258V260L221 261V264L240 262L241 258H244L247 247H249L251 245H256L257 247H259V248L256 247L257 250H255L253 252V254L255 252H259L261 250L264 253V242H263L264 239H263V241H261L262 239H260V240L258 239L259 241L251 239L252 241H250V240H247L245 237H243V239H241V237L236 238L233 235L231 236V234L229 232L231 230V226L229 224L224 225ZM21 228H24V227H21ZM37 228H35V229H37ZM42 228L43 227L41 226L40 229H42ZM44 228L39 231V232H41L40 235H39V232L34 231L38 235L37 234H30L32 230L30 232H28L26 230L25 233H27V234L29 233L27 235L28 239L24 235L25 233L24 234L22 233V234L26 238H24L22 235L19 234L20 237H23L24 239L18 238L19 236L17 237V235L14 236L13 233H12L13 236L12 235L11 236L13 238H15V239H13L14 241L15 240L27 241L29 243V246L33 245V247H29L32 249L30 250L28 248V250H30L31 253L32 252L35 253L36 251H34V250L36 249L37 253H38L39 249L42 250V248H44L45 246H47L49 244L48 239H46L48 236L46 235L45 236L46 238L44 237V235L47 234L46 233L47 230L45 231ZM6 229H5V232H6ZM219 229H221V228H219ZM10 230H12V229H10ZM24 230L22 229V231H24ZM38 230H39V228H38ZM84 230L86 232L87 228ZM0 231H2V230H0ZM219 231H221V230H219ZM2 232H0V234ZM9 232H11V231H9ZM42 233H44V235L41 236ZM0 236L4 237V234L0 235ZM3 237H0V242H1V240H3L2 242L4 243ZM8 237L6 236L5 241H8L7 239H10ZM77 239H78V237H77ZM14 241L11 243V244L14 243L13 246H11V247H14L17 249V247L22 242L21 241L14 242ZM255 241L257 242V244ZM18 243H20V244H18ZM15 244L17 246H15ZM219 244H217V245H219ZM3 245H5V243L2 244V246ZM21 246H24L23 243ZM27 246H28V244H27ZM11 247H9V248H11ZM4 248H5V246H4ZM6 248H8V247L6 246ZM14 248H13V250L12 249H8V250L4 249V250H6L9 253H10L9 250H11L13 254L14 253L16 254ZM18 249H19V247H18ZM263 253L262 254H260V252L256 253V254H258L257 259L259 260V264H264V254ZM256 254H254V256ZM29 255H30V253H29ZM77 256L78 257H76V258L79 259V260L78 259L77 260L80 261L81 260L79 258L80 256L79 255H77ZM154 257L155 256H153L151 253H146L143 255V260L147 264H162L164 262V261L163 262L160 261V260H162V259H160L162 256L159 259H158V257L157 258L156 257L154 258ZM255 258H256V256H255ZM155 259L156 260L158 259L159 263L158 262L155 263ZM103 261L106 264H113V259L110 257H105L103 259ZM81 262H82V260L80 262H78V264H80ZM16 264H18V263H16ZM167 264H170V263H167Z\"/></svg>","mask_w":264,"mask_h":264}]
</instances>
